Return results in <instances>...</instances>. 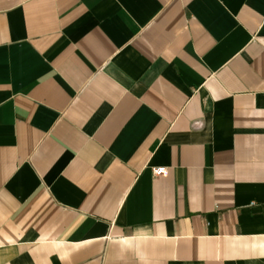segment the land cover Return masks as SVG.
I'll return each instance as SVG.
<instances>
[{"label":"crops","instance_id":"1","mask_svg":"<svg viewBox=\"0 0 264 264\" xmlns=\"http://www.w3.org/2000/svg\"><path fill=\"white\" fill-rule=\"evenodd\" d=\"M0 264H264V0H0Z\"/></svg>","mask_w":264,"mask_h":264},{"label":"built area","instance_id":"2","mask_svg":"<svg viewBox=\"0 0 264 264\" xmlns=\"http://www.w3.org/2000/svg\"><path fill=\"white\" fill-rule=\"evenodd\" d=\"M153 175H161L165 173V168L162 166H157L152 168Z\"/></svg>","mask_w":264,"mask_h":264}]
</instances>
